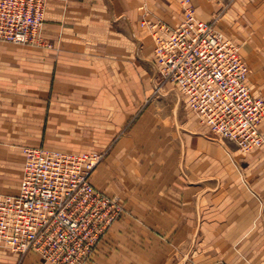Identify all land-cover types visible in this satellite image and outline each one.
<instances>
[{
    "label": "crops",
    "instance_id": "1",
    "mask_svg": "<svg viewBox=\"0 0 264 264\" xmlns=\"http://www.w3.org/2000/svg\"><path fill=\"white\" fill-rule=\"evenodd\" d=\"M179 1L183 0H48L43 44L0 40L2 159L8 160L10 144L23 149L50 146L40 123L30 135L24 113L52 106L59 96H89L91 80L101 81L107 73L115 77L124 65L131 70L138 64V45L145 43L140 25H180L185 15ZM190 1L198 18L210 21L216 0ZM153 43L155 50L154 38ZM151 63L158 67L155 57ZM101 64L109 66L104 69ZM24 160L23 153L20 180ZM219 170L229 174V169H203L200 161L187 169L155 166L119 174L106 183L101 179L104 189L93 177L94 185L118 198L125 211L86 264H250L248 244L241 243L240 253L233 250L234 240L250 238L249 190L235 195L232 185L218 186L213 177ZM262 212L257 238L264 241V207ZM256 259V264H264V247ZM0 264L52 263L34 251L21 254L0 246Z\"/></svg>",
    "mask_w": 264,
    "mask_h": 264
},
{
    "label": "built area",
    "instance_id": "2",
    "mask_svg": "<svg viewBox=\"0 0 264 264\" xmlns=\"http://www.w3.org/2000/svg\"><path fill=\"white\" fill-rule=\"evenodd\" d=\"M48 0H0V40L43 44ZM176 26L150 22L160 74L178 85L186 104L212 132L250 151L264 144V99L249 86L237 44L190 0ZM145 24V23H144ZM18 192L0 193V246L38 253L52 264H86L125 209L93 183L98 152L24 149Z\"/></svg>",
    "mask_w": 264,
    "mask_h": 264
},
{
    "label": "rangeland",
    "instance_id": "3",
    "mask_svg": "<svg viewBox=\"0 0 264 264\" xmlns=\"http://www.w3.org/2000/svg\"><path fill=\"white\" fill-rule=\"evenodd\" d=\"M182 2L178 3L180 10ZM215 3L218 4L207 19L237 44L249 66L251 91L264 99V0H216ZM195 11L201 17L196 8ZM140 26L139 35L145 43L144 48L138 45L136 66L130 70L124 65L115 77L107 73L101 81L91 80L89 96H59L52 106L24 113L30 135H34L35 123H40L42 136L51 145L37 146L67 153H100L102 161L93 177L101 189H104L98 182L101 179L106 183L119 174L155 166L187 169L200 161L203 169H229L228 175H222L219 170L214 182L218 186L232 185L231 193L235 195L249 190L251 197L250 238L234 240L233 250L240 253L241 243L248 244L250 264H256L257 253L264 247V241L257 238L258 219L264 207V144L243 151L235 142L215 135L186 104L180 87L166 80L151 63L155 57L152 30L148 24ZM108 66L101 64L104 69ZM125 91L127 94L122 93ZM22 114L19 122L23 121ZM17 122L16 119L11 124ZM23 153L21 145L10 144L8 160H3L0 151L1 193L17 192Z\"/></svg>",
    "mask_w": 264,
    "mask_h": 264
},
{
    "label": "bare ground",
    "instance_id": "4",
    "mask_svg": "<svg viewBox=\"0 0 264 264\" xmlns=\"http://www.w3.org/2000/svg\"><path fill=\"white\" fill-rule=\"evenodd\" d=\"M89 263V262H88Z\"/></svg>",
    "mask_w": 264,
    "mask_h": 264
}]
</instances>
